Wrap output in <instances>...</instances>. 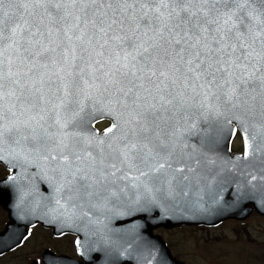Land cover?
Segmentation results:
<instances>
[{
	"label": "snow or ice",
	"instance_id": "6c2138e0",
	"mask_svg": "<svg viewBox=\"0 0 264 264\" xmlns=\"http://www.w3.org/2000/svg\"><path fill=\"white\" fill-rule=\"evenodd\" d=\"M222 97L226 112L207 119ZM177 117L202 146L234 135L236 120L243 159L264 150V0H0V144L46 149L67 201L103 198L132 171L179 185L188 176L176 173L214 163L174 130ZM104 118L107 151L97 138L82 154L77 129Z\"/></svg>",
	"mask_w": 264,
	"mask_h": 264
},
{
	"label": "water",
	"instance_id": "95a60500",
	"mask_svg": "<svg viewBox=\"0 0 264 264\" xmlns=\"http://www.w3.org/2000/svg\"><path fill=\"white\" fill-rule=\"evenodd\" d=\"M8 7L6 4L5 9L7 10ZM97 100L100 104H110L112 98L106 94L102 96L94 94V100L90 103ZM222 100L223 97L220 102L214 99L206 102L213 110L212 112L204 111V116L207 119H213L214 110L217 107L219 111L226 112L227 106L222 103ZM201 101H203V97H201ZM31 114L35 115V112ZM229 115L231 114L229 113ZM21 119H26V117H21ZM104 119L110 120L112 124L111 119ZM195 119L197 125L203 128L199 115ZM255 119L258 125L259 117L257 116ZM100 120L103 119L90 122L85 129H77V131L82 132L83 136L82 154L83 151H91L93 155L97 153L99 150L96 144L97 138L103 139L105 143L109 142V138L103 136L107 128L99 132L94 126ZM176 120V129L174 130L178 129L179 132H184L188 137L187 142L193 145L197 152L203 154L204 160L214 161V163H203L196 167L194 173L187 171L176 173L177 177L188 176V179L179 185L173 179L171 173L150 172L149 175L139 176L137 179L136 177L139 174L135 171L129 173L128 179L118 180L115 185H112V188L117 189L116 194L121 191L123 199L126 198L119 213L129 216L127 219L131 222V230L128 232L116 230L115 232L116 238L120 239L122 237L121 241L126 238V242H123L126 251L130 249L133 253L147 252L148 254L168 252L161 238L152 234V230L161 225L167 227L182 223L217 225L230 218L245 219L253 211L264 215V150L257 152L254 156H249L247 160L243 159L245 148L243 152L231 151V142L237 130L240 131L238 121L233 120L230 125L231 128L235 129L234 135L229 137L226 131L215 143L210 146H202L198 143V135L187 133L188 124L185 120L179 117ZM32 126L37 128V133L40 132L34 121ZM53 130L55 131V129ZM255 132H257V129L249 128L250 140L251 135ZM240 133L244 142V133L241 131ZM89 139L92 140L91 145L87 142ZM259 142V135H257L255 143ZM20 143H24V145H20V148L25 147L28 150L34 148L33 144L26 145V143H33L32 140H21ZM106 146L107 144L104 145L105 151H107ZM13 149H17L14 144L8 142L0 144V155L3 157L6 155L8 157L6 161L13 162V159L9 158L13 156L11 154ZM236 157L242 159L237 160ZM178 166L174 165V167ZM148 188L152 190L150 193L146 191ZM148 196L153 199L146 200ZM137 199H139V203H137ZM145 206H147V211L143 210ZM116 210L118 211V209ZM95 212L93 211V213ZM108 212L105 213L108 215ZM67 213L68 221L64 226H67V229H73L78 213L77 206L73 205L71 210H67ZM33 222V219L26 220L23 223L21 220V232L18 242H21L26 235V226ZM152 260L156 261L157 259L148 258L149 262Z\"/></svg>",
	"mask_w": 264,
	"mask_h": 264
},
{
	"label": "flooded vegetation",
	"instance_id": "af4514ba",
	"mask_svg": "<svg viewBox=\"0 0 264 264\" xmlns=\"http://www.w3.org/2000/svg\"><path fill=\"white\" fill-rule=\"evenodd\" d=\"M27 144H33L34 148L28 150L20 148L24 143L14 144L17 149L9 157L13 159L12 171L0 162V264H192L181 253L174 252L171 242L161 234L174 228L159 227L154 231L162 236L170 252L126 251L123 245L126 238L121 241L122 237L115 236L116 230H131L129 216L119 213L126 199L121 191L116 194L117 189L110 186L103 198L67 201L66 190L61 187L65 180L59 170L53 171L63 166L57 161L45 160L49 155L46 149ZM73 205L77 206L76 222L73 229H67L64 226L68 221L67 210ZM31 219L34 222L26 226L27 234L18 242L21 220L23 223ZM31 238L42 242L41 248L29 250L31 253L25 248L24 261L4 262L5 257L20 254L19 250ZM148 258L158 261L149 262Z\"/></svg>",
	"mask_w": 264,
	"mask_h": 264
},
{
	"label": "rangeland",
	"instance_id": "374dc122",
	"mask_svg": "<svg viewBox=\"0 0 264 264\" xmlns=\"http://www.w3.org/2000/svg\"><path fill=\"white\" fill-rule=\"evenodd\" d=\"M232 149L243 150L239 133L233 141ZM168 229L172 230L163 231L161 234L171 242L174 252L181 253L189 263L264 264V216L256 212L245 220L229 219L217 226L182 225ZM42 245V242L31 238V241L19 250L18 257L7 256L4 262L24 261L26 251L41 248Z\"/></svg>",
	"mask_w": 264,
	"mask_h": 264
}]
</instances>
